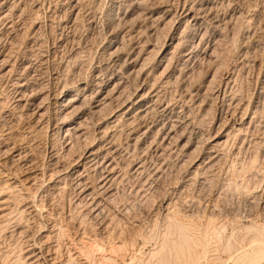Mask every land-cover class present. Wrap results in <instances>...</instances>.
<instances>
[{
  "label": "rangeland",
  "instance_id": "374dc122",
  "mask_svg": "<svg viewBox=\"0 0 264 264\" xmlns=\"http://www.w3.org/2000/svg\"><path fill=\"white\" fill-rule=\"evenodd\" d=\"M135 3L82 0L72 10L75 0H0V264H19L28 253L40 256L41 264H69L73 258L78 261L75 264H101L102 254L111 256L116 264L147 260L164 229L167 203L202 227L209 218L213 219L218 232L225 227V239L244 233V227L250 226L257 215L264 218V198L259 197H264V0H148L145 12ZM183 6L199 14L196 16L201 22L204 44L222 54L221 101L214 113L226 118L225 131L214 129L213 122L199 123L208 111L206 105L200 113L193 111L189 128L182 130L183 119L189 115L183 109H194L180 99L186 82L197 90L210 79L203 83L198 76L201 57L188 64L181 60L179 52L190 47L189 31L185 45L174 53L169 67L175 78L179 76V85L165 84L164 77L154 83V89L161 94L160 101H170L176 110L173 120L179 126L180 141L172 152L161 155L153 147L144 155V147H133L138 127L124 121L135 110L107 129H99L103 123L114 121L124 107H116V113L111 111L110 116L101 118L91 119L87 111L77 117V122L86 119L87 143L85 137L77 139L73 132L61 134L60 127L65 122L61 102L65 94L75 96L78 87L92 89L99 80L106 82L111 77L107 75L121 71L108 52L109 41L115 39L122 42L120 45L126 41L123 54L146 47L150 48L147 52L153 49L161 56L172 36L175 41L183 37L184 16L174 18L168 26L154 22L150 16L161 17ZM73 12L78 13L77 19ZM125 13L139 26L135 25V32H129V23L122 18ZM4 14L6 18L2 19ZM4 60L8 62L3 64ZM212 61L220 59L214 54ZM205 63L201 64L206 71ZM150 64L147 70L152 76ZM188 70L191 72L187 77ZM18 81L24 85L23 90L17 86ZM149 84L147 87L152 85ZM127 85L126 96L133 93L137 83L131 78ZM32 95L39 97L28 107ZM231 100L234 104L229 106ZM40 103L44 116L36 122L31 116ZM156 119L158 115L153 114L148 123ZM239 128L242 130L238 133ZM202 132L205 136L199 144ZM188 138L192 149L185 153L182 147ZM216 139L224 144L214 146ZM68 145L75 149L72 156L65 152ZM195 145L199 149L189 160ZM86 148L93 150V162L84 158ZM115 150L118 155L112 157ZM19 154L24 157L18 159ZM254 156L257 166L250 163ZM104 157L108 159L105 161L114 159L117 163L112 173L116 180L107 193L95 184L108 174L99 170L103 169L99 162ZM134 165L143 168L134 172ZM8 186L11 191L1 190ZM83 187L96 189L88 197L81 193ZM11 192L20 196L17 201L10 199ZM98 209L103 212L100 210L97 216ZM157 219L158 235L149 240L148 236L156 231ZM112 245L123 248V253H114ZM219 254L222 262L227 260L225 254ZM140 255L143 256L139 258ZM132 260L135 261L131 263Z\"/></svg>",
  "mask_w": 264,
  "mask_h": 264
},
{
  "label": "bare ground",
  "instance_id": "6f19581e",
  "mask_svg": "<svg viewBox=\"0 0 264 264\" xmlns=\"http://www.w3.org/2000/svg\"><path fill=\"white\" fill-rule=\"evenodd\" d=\"M81 1L82 0H75V3L77 2V4L76 5L73 4L74 6L72 5V8H73L72 10H75L77 5ZM135 1H136V3L134 6L141 9L143 12H145V8L147 7V5H150V4H147L148 0H135ZM178 8H176L175 10H173L171 12L170 11L164 12L161 17L155 16L152 14L150 16V18L154 22H159L161 24H164L165 26L170 25L175 20L174 18H177V17L181 18L184 16V19H183L185 21L184 30L181 33V35H183V37L181 39L178 38L177 41H175L176 39L174 38V36H172L170 38L171 44L166 49V51L161 54V56H160V54L157 55V53L153 49L150 50L149 52H147L150 48L148 49L146 47L141 48V50H140V48L138 50L137 49L135 50V48H133V49H131L130 52L123 54L122 52L124 50V46H125L126 41L122 45H120V43H122V42L118 43V41H116L115 39L114 40L111 39L109 41L108 52H109L111 58L114 59V63L115 64L117 63L118 66H121V68H122L121 71L118 72L117 74L107 75V76H111V77L109 79H107L106 82H104L103 80H99L94 86L91 85L93 87L92 89H89V88L86 89L85 87L84 88L80 87L81 89H79V87H78V90H76L77 93L75 94V96L65 94V96L63 97L64 100L61 102V107L63 109L62 115H63V119L65 120V122H63L61 127H60L61 134H65L68 136V134L71 135L70 133L73 132L72 135L74 133L76 134V135L74 134L75 138L77 137V139H80L82 137H85V143H87L86 140L89 136L87 137L88 132H86V129L84 128V125L87 124L86 119L84 118L85 119L84 122H77L78 121V120H76L77 117L79 118L81 116H84L86 111H87V113L89 112L88 116L91 119H93L95 117L101 118V117L107 116L111 111H114L113 109L114 108L116 109V107H120V108L124 107L122 109L123 112L121 114L119 113L120 115L118 117H116L114 121H111V122L107 121L106 123H103L105 125L103 126V124H102V126L99 129H102V130L107 129V127L110 126L111 124H115L118 119H120L124 116H128L130 114V112H132V110H135L133 113H131L132 117L131 118L129 117L130 119L124 121V123L128 126L133 127L134 125H136L138 127V131H137L138 133H136V136L132 141L133 147L134 148H140V149H142V147H144L143 148V154L144 155H146L149 151H151L153 147L155 149V153L160 152L161 155L165 154L166 152H169V153L172 152L174 147H178L177 143L180 141V139H178L179 135H178V130H177V128H179V126H177V122L175 120H173L176 110H175V108H173L174 104L171 105L170 101L168 102V104H166L165 102L163 103L162 100L160 101L161 94L159 91L154 89V83L158 78L164 77L165 82H166L165 84H167L168 82H172V83L175 82L179 85V83H178L179 82V79H178L179 76L175 78L174 77L175 73L169 72L170 71L169 67H171L170 62L172 61L174 53L176 51L178 52V50L181 49L185 45V44L183 45V42L185 39L188 38L189 31L191 32V38H190V42L188 44V45H190V47L184 51L182 50L181 52H179L180 54H182L181 60L184 62V64L185 63L188 64L190 61L192 62L194 59L201 57L202 62L206 61L205 64H207L208 69H206V71L203 70V66L201 64L202 62L200 61L201 62L199 65L200 71L198 73V76L201 77L202 80H204L203 83L205 81H207L209 77H210V79H209V81H207L208 83L206 85L204 84L205 86L202 85L201 89H199V87H198V89L196 88L197 90H192L193 86L191 85V83L189 81L186 82L187 85L185 84V87H186L185 94L182 95L180 97V99H182V101L186 104L191 103L194 106V109L192 108V106H191V108H187V109H185L183 107L184 112L189 114V115H188V117L183 119L184 122L182 123V130L185 131L187 128H189V125L191 123L189 116L194 114L193 111L197 110V112L200 113L201 110L205 109L204 106L206 105L208 107V109H207L208 111L206 112V115L200 117L201 119H200L199 123L201 122L202 124H204V123L208 124V123L213 122V128L214 129H216V130L219 129V131L220 130L225 131V127H226L224 125L225 124V121H224L225 117L222 119L221 115L220 116L215 115L217 111H215V113H214V110H216V106H217L216 104H218L219 101H221L220 100V98H221L220 97V95H221V88H220V78H221L220 75L221 74L220 73H221V70L224 68V63L221 62V60L223 58L222 54H221V56L218 55V52L217 51L214 52V49L211 46H209L208 44L207 45L204 44V40H203L204 34L199 29V25H201L200 24L201 22L198 19L199 17L196 16L199 14H197V13L194 14L195 12L193 13V10L186 9L185 6L180 7L181 9H178ZM133 12H135V11H133ZM140 13H141V11H140ZM127 15H128V13H125L122 18H123V20H125V22L129 23V27H128L129 32H131L133 30L136 31L137 30L135 27L136 21L134 20V18L133 19L128 18L129 16H127ZM73 16L75 17L74 19H77L78 13L76 12V14H74V12H73ZM131 16H132V14H131ZM138 17H136V18H138ZM1 18L2 19L6 18V14H4V16ZM153 21H151V22H153ZM179 23L181 24V22H179ZM136 26H138V25H136ZM135 31H133V32H135ZM129 32H128V34H129ZM120 41H122V40H120ZM175 42H176V44H175ZM144 45H145V43H144ZM151 48H153V47H151ZM170 49H172V51ZM145 52H147V54L143 55ZM214 54L216 55L217 59L218 58L220 59V62L218 61L217 63H215L214 61H212ZM4 57L7 59V56H3V58ZM178 59H179V57H178ZM173 60H174V58H173ZM6 62H8V61L4 60L2 63L5 64ZM150 63H152V64H150ZM196 63H198V62H196ZM149 64L152 65V76L150 75V73H148L149 70H147V67L149 68V66H148ZM207 66H206V68H207ZM161 69H162L161 73L156 77V74ZM190 72H191V70L190 71L188 70V72L186 73L187 77L189 76ZM193 77H195V76L193 75ZM131 78H133V81L136 82L137 85H136V88L133 91V93L131 92L130 95L126 96L127 88L129 86V85H127V82L129 79L131 80ZM149 83H152V85L147 87V85ZM162 83H164V81ZM181 83H183V82H181ZM17 86L22 89L24 85H22L21 81H18ZM141 86H144V87H141ZM173 88H174V85H173ZM39 95H32L33 97L32 98L30 97L31 99H30V102L28 104V107L33 105L34 102H36L38 100ZM173 99H174V97H173ZM207 102L211 103V104L209 105ZM232 104H234L233 100L230 101L229 106ZM40 105H41V103L39 104V106L36 107V109L34 108L35 111H33L32 116H31V118L33 117V119L34 118L36 119V122L37 121L39 122L44 116V110L42 109L43 107H41ZM236 106L240 107V102L237 101ZM120 111H121V109H120ZM153 114H157L158 119L153 120L152 122L148 123V118ZM110 115H108V116H110ZM208 116H209V118H208ZM70 117H72V119L67 121ZM210 117H211V119H210ZM110 119H111V117H110ZM102 121H105V120H102ZM241 130L242 129L239 128L237 132L239 133V132H241ZM200 135H201V137L199 136L200 137L199 138V144H201V142H202L201 140H203L204 136H205L203 134V132ZM69 137H71V136H69ZM189 141H192V140L190 138H188V140L186 141V144L182 147L183 149H185V151H184L185 153H189V151L192 149L190 147ZM223 144H224V142L221 143V141L219 142V140L216 139V140H214L213 145L217 147V146H222ZM257 144H259V143H257ZM192 145H193V143H192ZM65 146H67V144ZM257 146H260V145H257ZM193 148H194V151L190 155H188V157H187V159H189V160L196 154V151L199 149V146L195 145ZM86 149L87 150H85V152H83L84 158L91 160V158L94 156V152L90 148L89 149L86 148ZM183 149H181V151H183ZM74 151H75V149L73 148L72 145L71 146L68 145V147L65 150L67 156L74 155L73 154ZM115 151L116 152L112 153V157L118 155L117 150H115ZM16 154H18V153L16 152ZM260 154H261V152H260ZM17 157H19L18 159H21L24 156L22 154L21 155L19 154ZM105 159H107V158L104 157L103 160H101L102 162H99L100 166L103 169L99 168L100 167L99 163L98 164L96 163L94 166L97 170L99 168V170H101V171L104 170V172L107 171L106 173H108L107 178H105V176H107L105 174V176L103 177L104 179L99 178L100 180L103 179L102 181H100V183H98V182L95 183V184H98L96 187H98L99 190L104 189V191L106 192V190L107 191L110 190L109 186L110 185L112 186L111 183L114 180L112 178V173H113V171H115V167L117 166V163L114 161V159H110L111 161H105ZM143 159L145 160L146 157H144ZM256 160L257 159H255V156H254V160L252 159V162L250 161V163H252V164L254 163L255 166H257L256 162H255ZM142 165H143V163H142ZM142 165L141 166L137 165L138 167H136L134 165L136 168V169L134 168V172H140V170L143 168ZM255 166H254V168H255ZM249 167L252 168L251 165H248V168ZM242 172H244V171H242ZM101 173L103 174V172H101ZM101 177H102V175H101ZM115 177L116 176H114V178ZM248 184L249 183H247V187H248ZM107 188H109V189H107ZM82 189H81V193L83 195H87L89 197L90 195H93L92 192H94V190L96 188L94 187V189H91V188L87 189V187H85L83 190ZM1 190L2 191H6V190L11 191L9 186L5 187ZM245 190H246V188H245ZM15 193L16 192H11L9 197H10V199L17 201L20 196L18 194H15ZM87 193H90V194H87ZM82 197L84 198V196H82ZM259 197H260V199L264 198L262 194L259 195ZM255 198H257V197H255ZM146 199L150 200V198H146ZM150 201H154V200L151 199ZM258 201H260V200H258ZM5 202L6 201L4 199V200H2L1 203L5 204ZM260 203H261V201H260ZM167 204L169 205V203H167ZM261 204H262V206L264 205V200L262 201ZM96 205H99V204H96ZM168 205L166 206L168 213L163 217L164 222H165V226H164V229L160 235V239L157 241V245L154 246L155 248L150 252V257L147 260H140L135 264H203V263L211 264L213 261L214 262L216 261L218 264H220V262H221V264L222 263L223 264H228V263H231V264H264V218L262 217V215H257L256 217H254L251 225L248 227H244V230H245L244 233L241 231L242 233H239L238 235L236 234L237 236L236 235L230 236L229 238L225 239L222 235V233L225 230V227H224V229H221V232H218L214 226V220L213 219H211V218L208 219V217H207V219H208V221L206 220L207 224H205V226L202 227V225L200 226V224H198V222L196 223V221L192 217L181 215L182 212H180L176 208L173 209L175 206L172 208V206H168ZM98 207L96 206V208H98ZM98 210H99V212H97V210H95V214L100 213L101 209H98ZM93 211L94 210H92V213H93ZM101 211L103 212V210H101ZM102 212H101V214H102ZM199 212H201V211H199ZM199 212H197V215ZM202 212L204 214V211H202ZM202 212H201V214H202ZM260 213H262V212H260ZM97 216H98V214H97ZM156 216L157 215H155V218H156ZM211 217H212V215H211ZM212 218H214V216ZM158 221L159 220L157 219V221L155 222L156 231L152 232L151 235L148 236L149 240H152L156 235H158V226H159ZM224 236H226V234ZM88 247L86 249H88ZM111 247H112V249H114L113 250L114 253H117V252L123 253L122 252L123 248H115L112 245V246H110V249H111ZM95 248L96 247H94V250H95ZM89 251H90V248H89ZM103 251L104 250H102V252ZM102 252L100 253V255L102 254ZM125 253H126V251H125ZM219 253L225 254V256H223V257H227V260H224L222 262V260H221L222 257H220ZM141 256H143V255H140L139 258H141ZM97 261H99V260H97ZM133 261H135V260H132L131 263H133ZM77 262L78 261H76L74 258L69 260V264H75ZM112 262H113V258L111 256H109V255L106 256V255L102 254L101 264H111ZM115 262H113V263L116 264ZM19 264H41L40 263V256L28 253L25 255L24 261H22L21 259L19 260Z\"/></svg>",
  "mask_w": 264,
  "mask_h": 264
}]
</instances>
